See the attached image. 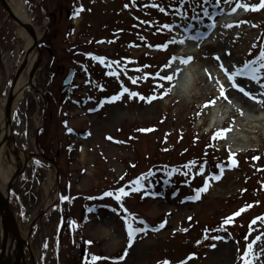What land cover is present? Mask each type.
Returning a JSON list of instances; mask_svg holds the SVG:
<instances>
[{
	"label": "rangeland",
	"instance_id": "rangeland-1",
	"mask_svg": "<svg viewBox=\"0 0 264 264\" xmlns=\"http://www.w3.org/2000/svg\"><path fill=\"white\" fill-rule=\"evenodd\" d=\"M25 2L41 36L42 61L34 85L14 106L2 164H16L12 149L28 155L8 187L9 202L32 232L37 263L243 264L251 243L248 259L264 264V122H248L249 112L235 102L228 112L209 111L222 102L220 86L226 91L232 84L225 70L222 80L214 69L192 68L189 83L172 88L171 69L172 57L193 48L216 21L224 69L254 60L264 46V8L243 5L260 0ZM236 6L237 14L229 15L236 20L221 19L223 10ZM24 31L0 4L2 100L25 53ZM71 67L74 78L62 92ZM168 74L174 79H162ZM27 75L26 68L21 76ZM241 77L264 97V75L259 81ZM3 111L0 105V117ZM239 122L257 130L244 138L248 147L234 150L228 129ZM220 129L227 131L214 138ZM121 187L127 195L118 193ZM93 225L106 231L95 235ZM128 225L144 229L131 244ZM26 260H32L29 253Z\"/></svg>",
	"mask_w": 264,
	"mask_h": 264
},
{
	"label": "bare ground",
	"instance_id": "bare-ground-1",
	"mask_svg": "<svg viewBox=\"0 0 264 264\" xmlns=\"http://www.w3.org/2000/svg\"><path fill=\"white\" fill-rule=\"evenodd\" d=\"M10 5L12 6L14 12L20 16L22 19H26L32 22V18L29 15L28 9L26 7L25 0H8ZM237 13H235L236 15ZM234 16V15H233ZM222 20H231L229 15L223 14L221 16ZM219 22L216 21L212 30L207 32H201L199 36L197 37V40L195 41V44L193 48H187L184 49L181 53L184 57H192L191 61L188 63H182L183 67L182 70H178V68H174L173 71L178 73L177 75V84L186 86L189 83V80L192 79V68L198 69V71H208L213 72L216 71L218 73V76L225 80L226 73L223 72L224 68H221V64H225V61L227 59V54L225 51V48L223 45H220L218 41L215 39L214 35L218 33L219 31ZM24 34L26 36V44H25V50L29 49L31 46V36L27 31H24ZM217 56H219V59H217ZM36 59V50L33 48L31 49L28 57V68L32 65V63ZM178 70V71H176ZM235 80L237 83H239L243 88L244 91H241L239 88H236L233 86V83L230 85V87L224 91V95H220L221 103L213 105L214 107L210 108V112H216L219 110L220 112H228L229 107L232 106L233 102H235L237 105H240L241 108L249 112L250 116H248L247 119L248 122H255L257 120L264 122V97L259 95V91L255 88H252L249 84H247L244 77H241L240 75L235 77ZM264 81V78H262ZM27 82V78H24L20 76L18 79L15 91H16V101L20 98L22 95L25 85ZM252 93V96H249L247 93ZM255 96L256 99H253L252 97ZM3 100H0V105L3 104ZM229 104V105H228ZM226 114V113H225ZM214 115V114H213ZM0 117V123L1 125L4 124V120ZM244 117L243 119H245ZM214 121V118H211V122L209 126H212ZM241 124L243 127H241ZM254 124V123H253ZM257 124V123H255ZM254 124V125H255ZM248 125L246 122H239L234 123L232 126L229 127L228 133L229 135H233V141L231 143L233 144V149H243L248 147L250 144V140L244 139L248 136L247 133L254 132L257 130L256 126L252 127L250 129L249 127L245 126ZM3 132V129H2ZM10 134V133H9ZM3 135V134H2ZM8 138V137H7ZM13 150V156L16 155V164L11 166L10 168H5V165L2 164V157L0 159V186L2 187L5 194H7L8 187L12 184L13 180L19 176L21 173L22 166L25 162V159L27 158V153L25 151H21L18 149H12ZM3 156V155H2ZM12 156V158H13ZM52 203H48V207H50ZM93 224H96L93 223ZM94 227V234L95 235H102L106 231L102 226H96ZM27 232V231H26ZM27 238L29 242L31 243L32 240V232H27ZM0 238H2V229L0 225ZM116 242V241H115ZM32 246V245H31ZM15 248V240H12L11 238L8 241V247L0 255V264H6L11 259L13 251ZM38 257L35 255L34 258L31 260L29 264H36ZM28 264V263H25Z\"/></svg>",
	"mask_w": 264,
	"mask_h": 264
},
{
	"label": "water",
	"instance_id": "water-1",
	"mask_svg": "<svg viewBox=\"0 0 264 264\" xmlns=\"http://www.w3.org/2000/svg\"><path fill=\"white\" fill-rule=\"evenodd\" d=\"M0 3L7 11L8 16L14 20L16 23H18L22 28H24L31 36V46L29 49L25 50V53L20 60L13 80L11 82L10 88L8 90L6 99L3 102V108H4V124L1 125L0 123V159L2 156V147L4 145V142L8 141L10 136L13 137V127H12V119H13V109L16 99V91L15 86L20 78V75L25 70V68L28 65V57L31 49H35L38 51V55L33 63V65L28 70V76H27V82L26 86L34 85L33 83V76L37 69L39 68L41 61H42V49L39 44V35L36 27L34 24L26 19H22L20 16H18L12 6L10 5L8 0H0ZM2 64V52L0 50V67ZM73 77V68H70L69 73L66 75V77L63 80V90L64 92L67 87L69 86L71 80ZM2 129L4 130V133L2 135ZM41 126H38L36 135H35V143L37 148L41 151L40 144H39V134H40ZM10 133V134H9ZM8 137V138H7ZM42 153V152H41ZM43 156L48 158L44 153H42ZM49 159V158H48ZM47 208L43 209L37 216L35 221L32 222V226H34L36 220H38L43 213H45ZM0 224L2 226V241H1V249H0V255L4 253V251L8 247V240L11 238L12 240H15V248L12 254L11 259L6 264H24L26 263V251L28 250L31 258H33V253L31 249L30 242L26 236V233L24 231V228L22 226V223L15 213V211L12 209L10 202H9V189L8 194H5L2 187L0 186Z\"/></svg>",
	"mask_w": 264,
	"mask_h": 264
},
{
	"label": "snow or ice",
	"instance_id": "snow-or-ice-1",
	"mask_svg": "<svg viewBox=\"0 0 264 264\" xmlns=\"http://www.w3.org/2000/svg\"><path fill=\"white\" fill-rule=\"evenodd\" d=\"M243 7L245 9H257V8H264V0H260L259 4H244ZM235 9H233L234 11ZM205 14L207 15V11L205 10ZM195 18V17H193ZM214 23V22H213ZM168 27H171L170 25ZM156 47H167V45H156ZM251 51V49H250ZM97 59H100L99 57H97ZM173 60L176 59H180L183 63H188L191 61L192 57H176L173 56L172 57ZM217 59H219V56H217ZM164 67H169V65H164ZM221 68H224V65L221 64L220 65ZM264 69V46L261 47V50L259 52V54L254 58V60H247L245 61V63L243 65H241L239 68H237L235 71H229L228 69H224L225 72L228 73V77L230 80H232L233 86L236 88H239L241 91H244V88L236 82L235 77L238 75L241 76H248L251 77L252 80L255 81H259L260 80V76L264 75V72H262L261 70ZM178 71V70H177ZM147 75V74H146ZM156 76H160V72H156L155 73ZM209 77L211 78V74H209ZM162 79L164 80H168L171 81L172 79H174V76L172 74H168L162 77ZM126 90V89H125ZM220 93L221 95H224V87L223 85L220 86ZM249 96H252V93H247ZM133 95H140L139 93H133ZM116 97H112L111 99H115ZM154 97H147L146 99L151 100ZM253 99H256L255 96L252 97ZM208 103H214V101H209ZM149 129H144V131H148ZM69 131H71V129H69ZM227 131V129H220L218 130L217 133H214V138L216 135H223L225 132ZM233 156L235 154H232ZM189 163H194V162H189ZM236 161H233V164H235ZM229 167H231L232 165H228ZM221 168H223V166H221ZM203 170V169H201ZM143 175V174H142ZM221 175H222V171H221ZM215 179H220V175H216L213 174ZM136 184H137V188L135 190H139L140 187H143V185L140 183V177L136 178ZM207 190V183L204 185V187L202 189H197V195L192 197L193 199H198L199 198V192L200 191H206ZM118 193L122 194V195H127L128 193L125 191V189L123 187H121L120 189L117 190ZM113 193L108 192L105 193V195H112ZM64 199H68V197H64ZM116 199L120 200L121 199V195H116ZM239 211H243V209L238 210V212L236 213H232L233 216L238 215ZM256 219H260V217H257ZM225 222H229V218L225 219ZM162 226V225H161ZM128 236H129V241L128 243L131 244L132 243V239L135 235V233L137 231H143L144 229H137L132 227L131 225H128ZM216 239H220V237H215ZM257 239H259V237H257ZM198 243V242H197ZM211 247H215V245H210ZM252 254V244L250 243L248 245V250L245 251L243 253V264H254V262L250 259H248V257ZM99 259V257H93V260ZM117 259H123V257H118ZM162 264H170L169 261L165 260L162 262ZM179 264H183V261L179 262Z\"/></svg>",
	"mask_w": 264,
	"mask_h": 264
}]
</instances>
